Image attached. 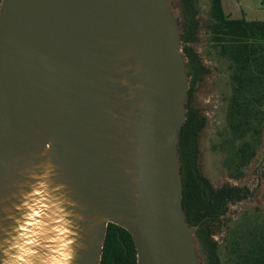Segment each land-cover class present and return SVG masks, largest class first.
I'll return each mask as SVG.
<instances>
[{
    "label": "water",
    "instance_id": "obj_1",
    "mask_svg": "<svg viewBox=\"0 0 264 264\" xmlns=\"http://www.w3.org/2000/svg\"><path fill=\"white\" fill-rule=\"evenodd\" d=\"M183 0H0V264H210L184 206ZM66 256L71 258L65 260Z\"/></svg>",
    "mask_w": 264,
    "mask_h": 264
},
{
    "label": "trees",
    "instance_id": "obj_2",
    "mask_svg": "<svg viewBox=\"0 0 264 264\" xmlns=\"http://www.w3.org/2000/svg\"><path fill=\"white\" fill-rule=\"evenodd\" d=\"M198 0H183L186 13L184 53L191 70L188 118L180 135V155L184 183L183 206L188 221L200 225L199 234L211 251L210 264H223L220 245L215 236L225 234L223 243L225 264H264V203L245 208L237 219L232 208L254 201L249 186L225 185L215 188L200 168L199 139L206 119L193 106L196 87L209 74L192 44L198 40L201 22L196 8ZM209 42L216 54L229 62L232 97L229 101L228 126L233 151L230 165L244 176L257 157L253 140L264 128V21L232 19L226 15L222 0H210ZM241 143L240 147L236 145ZM253 144V146H252ZM256 171L264 180V164ZM255 192V193H254ZM264 197V194H263ZM101 264H137V250L132 236L125 229L110 224Z\"/></svg>",
    "mask_w": 264,
    "mask_h": 264
},
{
    "label": "rangeland",
    "instance_id": "obj_3",
    "mask_svg": "<svg viewBox=\"0 0 264 264\" xmlns=\"http://www.w3.org/2000/svg\"><path fill=\"white\" fill-rule=\"evenodd\" d=\"M226 15L232 19L245 17L249 21H264V0H222ZM211 3L210 0H198L196 8L199 11L198 19L201 22L198 40L192 44L193 49L200 55L209 74L204 76L196 87L193 106L200 111L206 119V126L199 139L200 168L215 188L225 185L249 186L253 191L257 186L261 190L254 192V201L249 205L240 204L232 208L233 218L237 219L245 208H255L264 203V180H259L256 171L264 164V128L249 141L255 145L257 157L253 163L245 169L244 176L234 170L236 166L230 165L229 156L233 151L232 135L228 126L229 101L232 97L231 70L229 62L220 58L209 42L207 25L209 24ZM252 144V146H253ZM241 146V143L236 145ZM254 147V146H253ZM225 234L215 236L219 243V255L224 262L223 243Z\"/></svg>",
    "mask_w": 264,
    "mask_h": 264
},
{
    "label": "clouds",
    "instance_id": "obj_4",
    "mask_svg": "<svg viewBox=\"0 0 264 264\" xmlns=\"http://www.w3.org/2000/svg\"><path fill=\"white\" fill-rule=\"evenodd\" d=\"M70 258H71L70 256H66V257H65V260H68V259H70Z\"/></svg>",
    "mask_w": 264,
    "mask_h": 264
}]
</instances>
